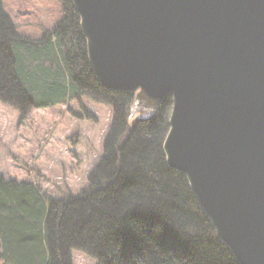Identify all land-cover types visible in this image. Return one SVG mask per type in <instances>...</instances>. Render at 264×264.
<instances>
[{"label":"trees","instance_id":"obj_1","mask_svg":"<svg viewBox=\"0 0 264 264\" xmlns=\"http://www.w3.org/2000/svg\"><path fill=\"white\" fill-rule=\"evenodd\" d=\"M57 1L63 18L34 39L18 35L0 0V103L24 118L75 100L93 119L86 99L112 108V128L76 195L56 199L38 184L0 174V264H73V251L97 264H241L185 174L166 160L172 96L150 119L130 124L136 92L100 83L78 13L71 0Z\"/></svg>","mask_w":264,"mask_h":264},{"label":"water","instance_id":"obj_2","mask_svg":"<svg viewBox=\"0 0 264 264\" xmlns=\"http://www.w3.org/2000/svg\"><path fill=\"white\" fill-rule=\"evenodd\" d=\"M129 123L173 107L163 149L241 264H264V0H71Z\"/></svg>","mask_w":264,"mask_h":264},{"label":"rangeland","instance_id":"obj_3","mask_svg":"<svg viewBox=\"0 0 264 264\" xmlns=\"http://www.w3.org/2000/svg\"><path fill=\"white\" fill-rule=\"evenodd\" d=\"M1 3L18 35L28 38H41L64 15L57 0ZM83 103L95 118H86L75 100L68 105L34 109L24 118L0 103V174L7 179L38 184L56 199L76 195L87 187L88 177L103 155L113 115L110 106L86 99ZM72 256L73 264H97L78 251H73Z\"/></svg>","mask_w":264,"mask_h":264}]
</instances>
